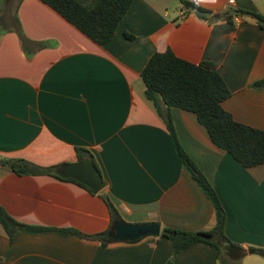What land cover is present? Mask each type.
<instances>
[{"label": "crops", "instance_id": "0c3cea01", "mask_svg": "<svg viewBox=\"0 0 264 264\" xmlns=\"http://www.w3.org/2000/svg\"><path fill=\"white\" fill-rule=\"evenodd\" d=\"M177 1L170 11L168 0H132L100 45L40 0H0V207L23 225L82 234L20 230L10 241L0 224V264H167L173 244L163 227H214V207L181 165L140 72L166 48L192 63L212 62L230 91L222 107L264 130V85H254L264 79V24L245 15L210 22ZM190 1L213 12L264 15V0ZM168 113L178 142L225 210L226 236L246 250H264V163L242 166L212 142L194 113L173 106ZM75 147L92 154L106 181L99 193L112 206L73 181L20 174L5 163L57 169L78 159ZM114 210L126 222H158L159 235L103 241ZM171 264L219 263L215 247L199 241ZM241 264H264V255L247 252Z\"/></svg>", "mask_w": 264, "mask_h": 264}, {"label": "trees", "instance_id": "16d2710c", "mask_svg": "<svg viewBox=\"0 0 264 264\" xmlns=\"http://www.w3.org/2000/svg\"><path fill=\"white\" fill-rule=\"evenodd\" d=\"M40 1L51 7L88 38L100 45L112 38L116 26L132 2V0ZM180 1L183 9L187 12L193 11L197 17L210 22L219 19L232 21L235 16L245 15L254 17L259 25L264 24V15L255 11L240 9V14L228 15L224 14V12H213L194 1ZM17 32L21 41H28L20 29ZM126 36L132 37L128 33H126ZM140 75L145 85L144 94L146 98L154 104L158 113L165 119L166 127L181 165L211 201L216 214V223L211 230L186 231L169 227L162 228L161 234L169 237L173 244L172 256L167 264L172 263L174 256L178 252L199 241L215 247L216 260L219 264H241V258L243 257L241 250L244 248L230 240L224 233L225 210L212 184L178 142L168 109L173 106L194 113L198 122L207 130L212 142L217 147L227 151L244 167L264 163V130L235 121L231 114L222 107L221 103L230 95V91L218 73L216 65L212 62L192 63L176 56L171 49L166 48L151 55ZM254 85H264V79L256 81ZM75 151L78 159L90 157L98 168L92 154L88 150L82 147H75ZM5 163L17 173L51 174L63 180L73 181L91 192L85 185L72 178L59 177L55 173L56 166L40 167L23 159H10L5 161ZM97 194L104 198L108 206H112L106 197L99 192ZM117 216L118 214L116 213ZM115 218L112 217V223ZM0 224L10 241H12L16 232L20 230L34 233L56 230L82 235L78 231L69 228H48L20 224L1 207ZM247 251L254 253V247H249ZM262 251L264 252V250Z\"/></svg>", "mask_w": 264, "mask_h": 264}, {"label": "water", "instance_id": "95a60500", "mask_svg": "<svg viewBox=\"0 0 264 264\" xmlns=\"http://www.w3.org/2000/svg\"><path fill=\"white\" fill-rule=\"evenodd\" d=\"M224 14H240L237 9H227ZM56 174L61 178H72L85 185L92 193L100 192L106 181L90 157H82L70 163H64L57 167ZM115 218L116 216H113ZM160 233L158 222L130 223L117 216L109 227L106 235L109 238H102L105 242H128L133 243L147 236H157ZM246 249L241 250V254H246ZM254 253L264 255L259 248H254Z\"/></svg>", "mask_w": 264, "mask_h": 264}, {"label": "rangeland", "instance_id": "374dc122", "mask_svg": "<svg viewBox=\"0 0 264 264\" xmlns=\"http://www.w3.org/2000/svg\"><path fill=\"white\" fill-rule=\"evenodd\" d=\"M169 1V3H170V11H172L173 9L172 8H176V6H177V0H168Z\"/></svg>", "mask_w": 264, "mask_h": 264}, {"label": "built area", "instance_id": "2783aa9c", "mask_svg": "<svg viewBox=\"0 0 264 264\" xmlns=\"http://www.w3.org/2000/svg\"><path fill=\"white\" fill-rule=\"evenodd\" d=\"M234 0H226V3L229 5V6H233L234 5Z\"/></svg>", "mask_w": 264, "mask_h": 264}]
</instances>
